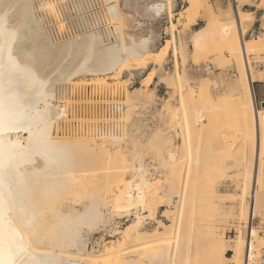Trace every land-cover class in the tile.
Instances as JSON below:
<instances>
[{
	"label": "bare ground",
	"instance_id": "obj_1",
	"mask_svg": "<svg viewBox=\"0 0 264 264\" xmlns=\"http://www.w3.org/2000/svg\"><path fill=\"white\" fill-rule=\"evenodd\" d=\"M62 1L0 0V264H246L249 255L257 257L260 251L253 245L262 240L253 230L251 219L264 208V189L258 188L264 169V112L256 109L253 85L264 81V76L254 73L250 57L264 51V37L248 39L246 36L252 12L244 10L235 0L234 16L227 13L222 18L216 15L208 0H188L175 24V0L137 1L132 6V15H122L119 0H73L77 14L63 8ZM92 7L100 10L91 14ZM62 12L76 24L78 34L58 41L55 35L62 33V25L57 27V34L45 26L57 17L60 19ZM163 15L168 17L173 32L177 26L192 31L198 21L206 24L191 37V47L195 54L204 56L206 65L212 55L217 59L230 58L239 80L234 91L241 94L242 100L238 102L239 111L233 114L235 111H229L224 104L227 98L214 102L209 95L208 81L198 84L199 90H196L189 84L188 75L179 72L175 61L173 75L177 81L167 85L172 88V95L163 106L166 135L181 127L187 137L192 129L207 121L203 124L205 141L198 156L194 151L192 169L188 166L186 169L177 151L169 146L170 142L162 148L161 142L154 138L149 146L154 154L150 153L151 159L154 164L155 158L158 163L161 158L160 169L166 171L164 190L159 192V184L156 186L146 179L148 174L142 159L133 160L137 163L132 165L116 151V163L112 155L105 156L100 151L90 157H80L78 151H70L71 146L84 141L88 145L92 136L65 137L55 132L60 112L56 103L67 99L74 81L82 84V79L90 77L91 85H96L99 81L120 79L127 72L123 82L129 85L128 81L143 75L145 69L163 68L168 49L176 42L175 35L172 34L167 45L156 50L160 40L156 32L141 38L127 24L128 19L137 17V21L143 16L159 19ZM175 46L176 43L174 60L180 54L185 66L188 49ZM152 78H144L142 86L151 84ZM197 94L209 95L208 108L202 109L203 114L198 112L201 109L190 106ZM174 98L180 105L172 112ZM186 109L192 111L191 119L184 117ZM217 110L219 115L236 118L233 125L240 142L231 137V132L224 127L225 120L217 117ZM233 151V160L229 162ZM187 152L190 154V150ZM254 152L252 188L250 183H245L244 188H238L241 195L233 201L239 207V223L250 219L248 233L246 237L237 236L225 243L219 237L223 238L220 231L227 210L222 204L210 203L216 204L217 187L222 185V178L231 167L240 175L243 168L253 167ZM163 154L165 160L161 157ZM210 163L212 168L205 175L208 173L210 178L218 171L219 176L208 189L192 191L198 196L190 195L182 176L185 174L187 179L193 172L199 180L200 173ZM134 179L138 180L133 182ZM174 196L178 197L177 202L173 201ZM170 206L173 209L166 210L164 216L172 221L170 225L160 223L162 232L156 229L153 235H147L141 231L143 221L155 218L160 209ZM133 207H141L147 219L143 220L142 214L136 215V220L121 232L120 244L107 249V255H89V240L83 237V230L98 226L111 208L130 212ZM230 216L234 218L235 214ZM261 223L264 224V219ZM194 228L199 230L196 234ZM167 235L174 237V241L168 238L166 241H172L171 252L163 244ZM181 241H186L184 245L189 247L186 254L180 251ZM95 245L98 246L97 242ZM226 253H229L227 263L222 262Z\"/></svg>",
	"mask_w": 264,
	"mask_h": 264
},
{
	"label": "rangeland",
	"instance_id": "obj_2",
	"mask_svg": "<svg viewBox=\"0 0 264 264\" xmlns=\"http://www.w3.org/2000/svg\"><path fill=\"white\" fill-rule=\"evenodd\" d=\"M137 1L140 3L143 2V0L142 1L140 0H119V3L121 5L120 8L123 10L122 15H127V14L132 15L133 14L132 6ZM187 1L188 0H185V1L175 0L174 14H176V16L174 17V20H173L175 24L178 23L177 22L179 18L178 14L185 11V8L187 6ZM238 1L242 4V8H244V10L250 11L253 14L252 21L247 24L248 26V29H247L248 33L246 35L247 38L250 39L251 37L255 38L257 36H259L260 38L264 37V0H238ZM62 3H64L63 8L65 7H66L65 9L69 8L70 9V10L68 9L69 12H71L72 14H77L75 7H74L75 5H74L73 0H66V1L64 0L62 1ZM234 3H235V0H208L209 6L214 8L213 10L214 12H216V15L218 14L219 17H222V18L227 13H230L232 16H234V13H235ZM65 4H68V7ZM72 8H74V10ZM99 10L100 9H98V7L97 8L92 7V11L90 13L91 14L96 13V11H99ZM60 16H61L60 19L57 17V20L50 22V24L49 23L46 24L45 28L46 29L49 28L51 33H52V30H54L53 32L57 34L56 32L57 27L62 25V33L60 35H55L58 41L62 40L61 37H64V36L66 37H69V36L75 37V35L77 36L78 29H76L77 27L75 28L76 24L74 25L73 21L70 22V20L67 19V16L64 15L63 12L62 14L60 13ZM61 18L63 20L65 18L66 19L62 23H59L60 24L59 25L57 21L62 20ZM136 19L135 20L128 19L129 21L127 24L128 25L130 24L129 26L131 25L133 26V30H131L132 32H136L137 34H140L141 38L147 37L151 32L153 33L156 32L155 34L160 36V40L157 43L156 50H159L160 48L167 45V41L171 40L172 34H174L176 37L175 47L179 49L183 45V47L186 46L185 48L189 50L188 51L186 49L187 52H189V54L187 53L188 63H186L185 66L183 65L180 54L179 56H177L176 60H174L176 57V56L174 57V52H173V47L175 45L174 43V45H170L171 48L168 49L169 54L164 59L163 68L151 66L148 70L143 69L145 71L143 75L135 76L133 74L135 76V79H132L131 80L132 82L128 81L129 85L127 84V82H123V78L128 77L126 76L127 72H124L123 75L120 77V79H117V80L99 81V83L101 82L103 84H107V82H115L118 85L128 87V90L126 92V101H125V105H126L125 116H126V122L129 125V130L127 134H125L123 137H114L111 139H97V138L91 137L92 139L89 140L90 143L88 145L86 144L85 141L84 143L80 142L74 146L70 145L71 146L70 151H78L77 153L78 156L85 157V158L90 157L92 154L96 152L99 153L100 151V154L102 155H105V156L112 155L114 157L115 163L117 161V158H116L117 156L115 155V151H116L118 152V156H122L123 159L128 160L129 164H132V165L137 163L135 161L133 162V160L138 159L137 161L139 162V160L142 159L143 166L147 170V174H148L146 179H148L150 182L152 181V183H154V185L156 186L159 184L158 186L161 188L159 192H162L164 190V185L166 181V175H165L166 171L161 170L163 169L162 167L160 169L161 158H159V163L157 161L158 158H155L156 163L154 162V164H153L154 160L151 159V154L153 153L149 151V146L151 142H154V138L156 137L157 142H161L162 148H165L166 142H170L169 146L170 145L173 146L172 147L173 151L175 152L177 151L176 153L178 154L176 155L177 157H179L178 159L180 160V162L184 163V167L186 169H187V166L189 169H192L191 162L194 156V151H195V155L198 156L200 154L199 148L202 146L203 142L205 141V137H204L205 127L203 125L204 122L202 124L200 123L201 124L199 125L200 128L196 126L195 127L196 129L194 130L192 129L189 132V136L187 135V137L185 135V132L182 131L181 127L180 128L177 127L175 131L173 129L174 132H172L170 135H166L167 128L164 125V121H163L165 118L164 115L166 114H165V107L163 108V106L165 105V101L169 99L170 96L172 95V88L170 89L169 86L167 85L171 83H175L177 81L176 76L173 75L174 70H175L174 68H176L175 63L177 62L179 66L178 70L179 72H181V74L185 72V75L186 76L188 75L187 78L190 81L189 84H191V86H194L196 90H199L198 84L200 83L203 84L204 82L208 81V87L210 91L209 95L212 97V100L214 102L216 100L224 101V99L227 98L228 102L227 103L223 102V103L226 104L228 109H231L229 111H232V112L235 111L233 112V114H235L236 111H239L237 109V106H238V102L240 103L242 99H241V94L237 91H234L235 89L234 86L235 84H238L237 82H239V80H238V73L236 71V68L232 64V61L229 60L230 58L225 57L224 59L222 58L217 59L215 55H212L208 63L209 65H206L204 64L205 63L204 56H202L201 54L199 55L195 54V52L193 51V48L191 47L190 39L194 35L195 31L200 30L205 27L206 24L203 21H198V26L192 29V31H189L188 29L184 30L182 26H177L173 32V30H171L170 28L171 24L169 22V19L165 15H163L159 19H149L144 16L138 17L137 21ZM103 20H101V22H103ZM139 23H140V26H138ZM183 30H184V33L182 32ZM219 50L220 48L217 47V51ZM193 54L196 57L192 56ZM197 56L199 57L197 58ZM211 60L215 62V64H213ZM250 62H251L254 73L258 76H264V51H261L259 55L251 56ZM148 76H149V79L153 76L152 80L150 81L151 84H149L147 87H144L142 86L144 84L142 80L144 78H148ZM90 79H91L90 77H86L82 80L85 83V82L90 81ZM149 79H147V81ZM173 80H176V81H173ZM209 95L207 96L205 95L200 96L199 94H197V96L195 95L194 99L192 100L193 102H195V104L192 101H190V103L192 102L190 105L191 108L195 107L197 110L199 109L207 110L208 103H209V98H208ZM176 98H174V102L172 103L173 104V107L171 110L172 112L174 111V109H176L180 105ZM255 104H256V109L258 111L264 112V109H262L259 103H256V100H255ZM201 110L198 112L203 114L204 111L203 110L201 111ZM219 112H220L219 110L216 111L218 115L217 117L218 118L221 117L223 118V120H225L224 127L228 128V130L231 132V137H233L234 140H236L237 142H240V139L237 136L238 135L236 131L237 129L233 125V120H235L236 118H233V116L229 117V116L219 115ZM184 113H185L184 117L187 119H191L193 116L192 111L190 109H186ZM243 114L245 113L243 112ZM180 118L182 119V116ZM232 134L234 136H232ZM186 138L188 139V141H186ZM186 142H188L189 145ZM101 150L104 151L106 154H103ZM187 150L188 151L190 150V154H188L189 152H187ZM255 152L253 156V167L251 169L243 168L244 171L241 170L242 175H240L238 171H236L234 168L231 167V163L229 164L231 169H229L224 174V179L222 178V182H223L222 185L217 187L218 193H216L215 195L216 199L218 198L217 202L216 204L210 203V205L212 206H215V205L218 206L219 204H222L227 210L226 211L227 214L225 215L222 221L223 226L220 231V235L223 236V238L219 237L220 239H223L225 243L227 241L231 242V240L237 239V236L243 237L245 235L246 237L248 233L247 223L249 222L250 224V221H249L250 219L247 221H243L241 224L239 223L238 221L239 207L235 206L233 204V201L234 199L238 198L241 195L240 193L241 190L238 188H244L243 185H245V183L246 185L247 183H250L251 188H252V180H253V175L255 172L254 167L256 163ZM262 153H263L262 159L264 160V145L262 148ZM234 154H235V151H233V153H231V156L228 157L229 162L233 160ZM163 155L161 157L165 160V155L164 156ZM189 155H190V158H189ZM148 159H150V161ZM188 162H190L189 165H188ZM210 164L211 165H207L206 167H204V170L200 173L201 178H199V180H197V178L193 176V172L189 174V177L187 179H186L185 174L182 176L181 180L182 181L185 180L186 184H184V186H185V189H188L190 195L198 196V194L193 193L192 191H198V190L200 191L202 189L204 190L208 189L215 181L217 173H219L218 171L217 173L216 171L213 172V176H214V177L212 176L213 178L212 177L209 178L208 173L205 175V171L212 168V163ZM195 179H196V183H195ZM137 180L138 179H134L133 182H136ZM156 181H159V182H156ZM238 181L240 182V184L237 183ZM136 184L137 183H135L134 185ZM258 184H259L258 188L264 189V169L261 171V175L259 176V179H258ZM118 186H120V184H118L116 188ZM184 186L182 187V182H181V188L183 190H184ZM134 193L136 196L137 192L134 191ZM173 199H174L173 200L174 202L178 201L177 196H174ZM203 203H206V202H203ZM249 208H250V203H249ZM170 209L172 210L173 207L170 206V207H167L166 209L165 208L160 209L157 215L155 216V218L151 220H147L146 222L143 221L144 225L142 224L141 231L145 232V234L147 235H153L156 229H158L159 232H162L159 229L160 223L170 225L172 221L171 219H165L166 217L164 216V212ZM142 211L143 210L141 207H133L130 210V212L116 211L111 208L109 209V211H106V214H108V216L104 215L101 221L99 222L98 226L93 227L91 229L83 230V234H82L83 237L89 240L88 249H87L89 255L93 254L92 256H97V257L107 255V252H106L107 249L117 244H120L118 243V241L121 240V236H122L121 232L124 231L127 225H129L134 220H136L137 218L136 215L141 216L142 214L143 220L147 219V218L146 219L144 218V216H147V214L143 213ZM229 212L235 214L234 218H231ZM253 217H255V220L252 225L253 230L258 233V237H260L262 240V243L256 242L254 243L253 246L256 245L257 251L259 250L261 252L262 249L264 248V224L261 223L262 219H264V208L261 212L257 211ZM207 227L205 229H207ZM192 230L194 234H196V232L199 231L197 228H194ZM167 238L173 239L174 237L173 235H167V237L165 236V242L163 243L164 246L167 248L166 249L167 252L168 251L171 252L173 245L170 243L174 241V239L170 242H166ZM154 240H156V238ZM95 242H97L98 246L95 245ZM185 243L186 241H183L181 243L183 245L180 246L181 247L180 251L183 254H186L189 248L188 246L184 245ZM190 246L193 247V243H191ZM228 250L229 249H227V251ZM227 254L229 253H226L223 255L222 262H225V263L228 262L227 259L229 258V255ZM259 257H260V254L257 256V258ZM204 264H207V263H204Z\"/></svg>",
	"mask_w": 264,
	"mask_h": 264
},
{
	"label": "built area",
	"instance_id": "obj_3",
	"mask_svg": "<svg viewBox=\"0 0 264 264\" xmlns=\"http://www.w3.org/2000/svg\"><path fill=\"white\" fill-rule=\"evenodd\" d=\"M89 84L90 81L82 84L74 81L67 99L56 103L60 112L55 134L65 137L88 135L97 139L123 137L129 130L125 121L128 87L115 82ZM254 220L252 217L251 226ZM246 264H264V248L259 258L249 255Z\"/></svg>",
	"mask_w": 264,
	"mask_h": 264
},
{
	"label": "crops",
	"instance_id": "obj_4",
	"mask_svg": "<svg viewBox=\"0 0 264 264\" xmlns=\"http://www.w3.org/2000/svg\"><path fill=\"white\" fill-rule=\"evenodd\" d=\"M253 87L256 103H259L262 107V104L264 103V81L254 83ZM262 109L264 108L262 107ZM204 124H206V122Z\"/></svg>",
	"mask_w": 264,
	"mask_h": 264
},
{
	"label": "water",
	"instance_id": "obj_5",
	"mask_svg": "<svg viewBox=\"0 0 264 264\" xmlns=\"http://www.w3.org/2000/svg\"><path fill=\"white\" fill-rule=\"evenodd\" d=\"M262 107L264 108V103L262 104Z\"/></svg>",
	"mask_w": 264,
	"mask_h": 264
}]
</instances>
